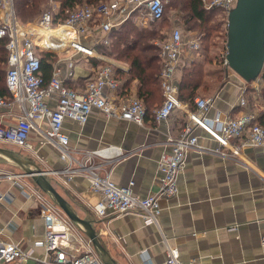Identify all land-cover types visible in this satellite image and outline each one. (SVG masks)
<instances>
[{
	"label": "built area",
	"instance_id": "obj_1",
	"mask_svg": "<svg viewBox=\"0 0 264 264\" xmlns=\"http://www.w3.org/2000/svg\"><path fill=\"white\" fill-rule=\"evenodd\" d=\"M208 8H219L228 17L237 5V0H204ZM167 0H102L94 5H83L67 10V19L55 22L59 3L53 1L37 21L24 26L19 20L14 0H0V38L8 37V68L6 83L10 97L0 93V106H6L9 98L19 105L20 113L15 126L0 125V142L5 141L25 150H34L30 134L37 131L40 143H52L60 151L68 165L55 173H63L72 180L77 173H84L91 180L93 190L100 193V199L92 206L97 217L105 218L110 213H138L146 224H159L162 212L161 199L171 198L178 193V176L184 167L187 153H213L235 158L247 147H259L264 151V107L260 106L264 92V66L261 74L251 81H243L238 103L242 111L238 114L217 111L208 116L215 96L195 98L196 111L188 109L189 104L179 99L176 74L184 51L202 50L197 32L187 35L180 27H174L166 39L158 43L162 68L160 72L164 101L154 111L157 121L167 119L176 108L186 107L189 120L180 134L169 137L170 148L162 152L159 159L158 189L146 196L134 193L133 181L127 186L119 185L110 177V172L101 175V164L92 162L98 155L109 151L122 153L120 149L86 151L82 158L76 156L82 151L70 144L69 136L63 131L65 119L80 123L88 121L94 109L102 110L108 116L120 117L144 125L147 107L138 94L122 96L126 89L117 77L121 68L97 49V45L110 43L112 30L120 26L134 11H139L145 21L160 20L165 13ZM29 23V24H30ZM145 26V25H144ZM44 29H51L44 37ZM101 36L98 37L97 33ZM69 59L70 67L76 56L97 57L105 61L91 74L83 89L67 85L60 76V70L53 69L49 82L45 83L41 71V51ZM228 50L222 52L221 63L229 69ZM57 55V56H58ZM206 132L207 139L218 143L211 147L201 140L196 128ZM237 139V144L233 140ZM51 171H47V174ZM27 176L23 173L0 172V177ZM28 197L40 202L45 223V235L35 242L45 248L41 259L47 264H104L84 229L73 222L59 205L39 187H30ZM38 259L32 248H25L14 241L0 240V264H28ZM165 264H205L185 262L177 247L169 246Z\"/></svg>",
	"mask_w": 264,
	"mask_h": 264
},
{
	"label": "crops",
	"instance_id": "obj_2",
	"mask_svg": "<svg viewBox=\"0 0 264 264\" xmlns=\"http://www.w3.org/2000/svg\"><path fill=\"white\" fill-rule=\"evenodd\" d=\"M175 27L184 28L180 20L175 21ZM186 31V35L190 33ZM97 35L100 37L101 33ZM99 45L97 49L103 53ZM203 53V47L199 52L187 49L183 52L176 74L177 84L186 64L193 60L203 61L209 71L205 77L209 88L201 87L198 96L207 95V91L219 84L212 95L215 102L208 116H214L217 111L240 113L242 108L238 100L244 80L231 71L216 72L213 62H206ZM111 60L121 66L119 69L127 71L130 68L123 60ZM73 61L70 67L69 59H59L58 55L53 69L60 70L66 84L83 89L98 67L91 56H76ZM138 87L139 81L135 78L120 95L138 94ZM162 103V93L151 99L150 116H146L144 125L94 109L85 123L65 119L63 131L69 136L71 146L82 151L76 154L78 158L86 151L107 147L120 149L121 154L111 148L109 153L94 157L92 162L102 165L97 168L101 175L110 172L112 180L123 186L133 181L134 193L146 196L158 189L159 159L162 152L170 148L169 137L180 134L189 120L187 110L192 111L190 105L188 109L176 108L167 119L157 121L154 111ZM260 106L264 107V101ZM19 113V105L9 98L6 106H0V125L15 126ZM196 133L204 143L218 146L216 141L205 138L203 128L197 127ZM30 141L34 150L25 151L36 158L43 169L51 171L48 178L73 209L94 221L101 240L117 264H165L169 246L177 247L185 262L264 264V151L261 148L247 147L235 158L189 151L178 176V193L161 199L162 212L157 225L146 224L140 214L133 212L97 217L92 206L101 196L92 189L89 176L77 173L72 180H67L65 174L53 172L68 165L58 148L52 143H40L35 130L30 134ZM237 142L233 140L234 144ZM7 143L1 141L0 146L10 147ZM0 172L17 173L11 168L8 157L1 153ZM21 177H0V240L32 248L38 259L28 264H47L41 260L45 248L35 245L45 235L42 208L40 202L26 195L30 187L37 185L32 179Z\"/></svg>",
	"mask_w": 264,
	"mask_h": 264
},
{
	"label": "trees",
	"instance_id": "obj_3",
	"mask_svg": "<svg viewBox=\"0 0 264 264\" xmlns=\"http://www.w3.org/2000/svg\"><path fill=\"white\" fill-rule=\"evenodd\" d=\"M15 10L19 20L23 24L35 22L46 11L51 9L52 2H58L60 7L56 13L55 22L59 19H67V10H73L78 6L94 5L102 0H14ZM170 2V3H169ZM165 5L164 16L160 19L163 25H168L167 6L182 14L185 18L187 29L195 30L206 50V62H213L209 52L215 48L222 47L227 50V15L222 9L208 8L204 0H170ZM139 11H134L120 26L114 28L110 34V43H100L99 47L107 56L123 60L130 65L129 70L117 69V77L123 82L121 87H128L133 79H138V94L147 104V115L150 113L151 99L160 95L163 90L160 80L162 59L160 56V45L154 40L159 37L157 27H139L137 18ZM225 30V33L222 31ZM216 36L224 38L223 45H218L214 40ZM167 37V36H166ZM165 37V39H166ZM8 37L0 38V93L10 97L6 83L8 68ZM216 56V55H215ZM58 56L49 51H41V71L45 83L49 82L53 74L54 63ZM94 65L100 67L105 64L104 60L92 57ZM184 71L179 81V99L188 102L193 111L197 110L195 98L200 94V88H209L205 83L208 74L205 62L193 60L184 66ZM225 70V68H222ZM222 76V75H221ZM68 85V84H67ZM70 86V85H69ZM72 87V86H71ZM264 98V92L262 93ZM164 101V96H163ZM162 105V104H161ZM150 116V115H149Z\"/></svg>",
	"mask_w": 264,
	"mask_h": 264
},
{
	"label": "water",
	"instance_id": "obj_4",
	"mask_svg": "<svg viewBox=\"0 0 264 264\" xmlns=\"http://www.w3.org/2000/svg\"><path fill=\"white\" fill-rule=\"evenodd\" d=\"M227 34L229 67L243 80H255L264 66V0H237L228 17ZM0 153L20 165L22 173L30 176L37 187L52 196L66 215L84 229L104 264H117L101 240L94 221L80 216L73 209L50 181L47 170L12 148L0 146Z\"/></svg>",
	"mask_w": 264,
	"mask_h": 264
},
{
	"label": "rangeland",
	"instance_id": "obj_5",
	"mask_svg": "<svg viewBox=\"0 0 264 264\" xmlns=\"http://www.w3.org/2000/svg\"><path fill=\"white\" fill-rule=\"evenodd\" d=\"M169 1L170 0H167V2H169ZM140 15H141V13H140ZM166 17H167V21H168L167 24L168 25H163L162 24L163 21H161V20L145 21V24H144V22H143L144 21V15H142L141 18H137V22L140 25L139 27H155V28L157 27L158 29H160L159 37L154 40V42H158V43L162 42L165 39V37L168 36V33L175 27V21L176 20H180L181 24L184 27L183 29H184L185 33L187 32L186 31L187 30V24H186L185 18H183L182 14H180L179 11L167 6V15H166ZM23 25L24 26H26V25L29 26V25H31V23L30 24L27 23V24H23ZM189 31L191 32V30H189ZM222 33H225V30H223ZM214 40L217 41L218 45H223V43L225 42L224 38L220 37V36H216L214 38ZM99 49L102 50L101 48H99ZM203 51H204L203 55L206 56V50L203 49ZM223 51L224 50H223L222 47H219V48L217 47L213 51L209 52V57H213V59H214L213 63H212L213 69H215L216 72H223L224 74L227 73V72H230V71L233 72V73H236L232 68H229L227 70L226 69L222 70V68H225L223 66V63H221V59H222L221 56H222V52ZM105 56H107V55H105ZM107 57L109 59H113V57H111V56H107ZM218 87H219V84H216V86H213V89H211L210 91H207V95H202V96H211V95H213L214 93L217 92V88ZM6 145H9L10 147L15 148V150L21 156L29 157V158H31L32 160H34L35 162H37L39 164V161L36 158H34L32 155H30L27 151H25V149H23V148H21V147H19L17 145H13V144H8L7 143ZM9 163H10L11 168H13V171H17V173H22L23 172L22 167L20 165H18L17 163H15L14 161H12L11 159H9ZM11 173H14V172H11ZM21 179L29 181L31 179V177L30 176H23V177H21ZM54 183L57 185V183L55 181H54ZM57 186L59 187V185H57ZM49 197H50V199L52 200V202L54 204H57V202L54 200V198L52 196L49 195Z\"/></svg>",
	"mask_w": 264,
	"mask_h": 264
},
{
	"label": "bare ground",
	"instance_id": "obj_6",
	"mask_svg": "<svg viewBox=\"0 0 264 264\" xmlns=\"http://www.w3.org/2000/svg\"><path fill=\"white\" fill-rule=\"evenodd\" d=\"M42 31H44V34H43L44 37H49L52 33L51 29H44Z\"/></svg>",
	"mask_w": 264,
	"mask_h": 264
}]
</instances>
